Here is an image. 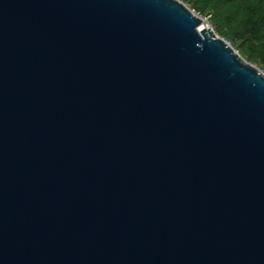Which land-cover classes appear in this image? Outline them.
Here are the masks:
<instances>
[{
  "label": "water",
  "instance_id": "obj_1",
  "mask_svg": "<svg viewBox=\"0 0 264 264\" xmlns=\"http://www.w3.org/2000/svg\"><path fill=\"white\" fill-rule=\"evenodd\" d=\"M178 0H0V264H264V74Z\"/></svg>",
  "mask_w": 264,
  "mask_h": 264
},
{
  "label": "trees",
  "instance_id": "obj_2",
  "mask_svg": "<svg viewBox=\"0 0 264 264\" xmlns=\"http://www.w3.org/2000/svg\"><path fill=\"white\" fill-rule=\"evenodd\" d=\"M209 14L216 32L237 42L249 60L264 65V0H183Z\"/></svg>",
  "mask_w": 264,
  "mask_h": 264
},
{
  "label": "rangeland",
  "instance_id": "obj_3",
  "mask_svg": "<svg viewBox=\"0 0 264 264\" xmlns=\"http://www.w3.org/2000/svg\"><path fill=\"white\" fill-rule=\"evenodd\" d=\"M180 1L181 3H183L187 8H189L190 11H192L197 17H199L201 19L202 24L204 23V25H206L208 27V29H212L213 32L218 36V37H221L223 38L221 35H219L216 30H215V27L213 25V22L211 20V17L209 14H201L199 13L197 10H195L194 8H192L191 5H189V3H185V1L183 0H178ZM224 39V38H223ZM225 40V39H224ZM227 43L231 46V48L236 51L242 58L244 61H246L247 63H249L250 65L254 66L255 68L259 69L261 71L262 74H264V65L263 64H258L256 62H253L251 60H249L250 58L248 57L247 54H245L242 49L240 48V44H238L237 42H230V41H227Z\"/></svg>",
  "mask_w": 264,
  "mask_h": 264
},
{
  "label": "bare ground",
  "instance_id": "obj_4",
  "mask_svg": "<svg viewBox=\"0 0 264 264\" xmlns=\"http://www.w3.org/2000/svg\"><path fill=\"white\" fill-rule=\"evenodd\" d=\"M199 28L204 29V30H205V29H206V30L208 29V27H207L206 25H204V23H203V24L201 23V24L199 25Z\"/></svg>",
  "mask_w": 264,
  "mask_h": 264
}]
</instances>
